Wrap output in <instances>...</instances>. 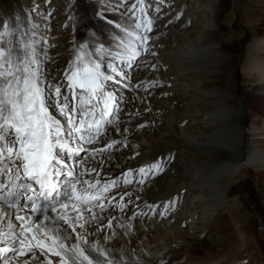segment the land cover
Wrapping results in <instances>:
<instances>
[{
  "label": "bare ground",
  "instance_id": "bare-ground-1",
  "mask_svg": "<svg viewBox=\"0 0 264 264\" xmlns=\"http://www.w3.org/2000/svg\"><path fill=\"white\" fill-rule=\"evenodd\" d=\"M228 1L168 0L159 14L150 8L149 15L155 19L149 48L157 55L147 54L139 67L125 70L131 85L155 80L159 86L146 93L143 86L133 90L108 84L123 97L120 120L106 136L86 147L102 148L113 140L121 143L103 156L85 157L79 168L97 169L84 178L101 183L123 182L127 170L134 173L131 184L113 186L105 193L109 197L132 194L125 197L124 213L112 221L111 230L105 227L96 232L93 225L89 231L94 235L88 237L89 243L98 240L125 263L144 264L145 258L158 260L167 252L172 253L168 255L171 260L177 256L174 247L178 246L183 259H173V264H264V197H260L264 196V36L248 46L251 55L241 68L248 93L256 101L250 106V120L241 125L235 95L220 87L227 76L225 66L235 62V54L226 49V39L219 41L224 28L229 30L232 24ZM83 2L92 7L90 29L78 39L76 12ZM134 2L126 0L124 7ZM117 3L119 0H0V23L11 26L17 23L16 17L23 21L31 14L49 41L42 71L53 83L63 82L82 42H89L90 47L97 41L110 46L119 30L107 21L126 28L132 24L127 15H121L123 9L112 11ZM47 12L52 13L48 21L44 19ZM104 63L107 65L108 60ZM151 64L156 65V71L148 70ZM52 111L63 119L55 109ZM248 141L251 153L243 162L232 161ZM161 158L163 171L138 185L139 168ZM251 181L256 186L254 197H260L255 204L250 202L252 195L241 190ZM149 204L159 205L155 214ZM165 206L166 218L162 215ZM132 212L138 214L135 220L128 219ZM68 235L67 242H75L71 230ZM204 237L220 246L217 252L206 254L207 258H199L193 244ZM222 241L232 243V249L225 248ZM49 258L54 262L59 259ZM31 264H41V258Z\"/></svg>",
  "mask_w": 264,
  "mask_h": 264
},
{
  "label": "snow or ice",
  "instance_id": "snow-or-ice-1",
  "mask_svg": "<svg viewBox=\"0 0 264 264\" xmlns=\"http://www.w3.org/2000/svg\"><path fill=\"white\" fill-rule=\"evenodd\" d=\"M125 4L126 0H119L112 11L123 9L121 15L132 24L126 28L107 21L119 30L110 46L97 41L90 47L82 42L63 82L53 83L42 71L49 41L31 14L23 21L16 17L11 26L0 23V264H31L38 258L41 264H125L98 240L89 243L88 237L94 235L89 231L93 225L96 232L111 230L112 221L124 213L125 197L132 194L109 197L105 193L113 186L131 184L134 173L127 170L123 182L101 183L84 178L97 169L79 168L85 157L103 156L121 143L113 140L102 148L86 147L106 136L120 120L123 97L108 84L133 90L143 86L146 93L159 86L155 80L131 85L125 69L139 67L147 54L157 55L149 48L155 19L149 9L159 14L168 0H135L127 8ZM51 15L47 12L44 19L50 20ZM148 70L156 71V65H148ZM164 166L161 158L139 168L137 184L154 179ZM147 207L155 214L159 205ZM167 214L165 206L162 215ZM137 215L132 212L128 219ZM69 230L75 242H67ZM50 256L59 259L54 262Z\"/></svg>",
  "mask_w": 264,
  "mask_h": 264
},
{
  "label": "rangeland",
  "instance_id": "rangeland-1",
  "mask_svg": "<svg viewBox=\"0 0 264 264\" xmlns=\"http://www.w3.org/2000/svg\"><path fill=\"white\" fill-rule=\"evenodd\" d=\"M228 5H226L227 9L229 10V12H232V24L230 25L229 30L228 28H224V31L221 35L222 37L220 36L219 41L221 42L222 39H226L227 44L229 43L228 45H230H227L226 49L228 50V52L235 54V62L231 63V66H225L224 70L227 76L225 75L226 78L222 81L220 87L235 95L234 100L236 103V113L239 116L238 121L239 123H241V125H243L245 124L244 122L247 123L250 120L252 116L250 106L253 104L255 105L256 101L253 100V98L248 93V87L245 82L246 80L241 74V68L243 62L251 55L248 46L253 44L259 37L264 36V0H229ZM91 10L92 7L88 4H85L84 2L77 8L76 22L78 24V39H81L86 30L90 29L88 16L90 15ZM222 21L223 23L226 22V18L223 17ZM233 24H235V26ZM248 143L249 144L246 146V148H243L241 152L231 157L232 161H244L246 155L250 154L252 151L250 141H248ZM254 185V182L251 181V183L247 184L241 190L243 192H246L247 195H252L249 196L250 202H254L255 204V202H258V200H260V197L264 196H260L258 198L254 197L253 194L256 193L254 188L256 186ZM246 204L249 205V202H247ZM198 241L194 242L193 248H195L194 253L198 255L199 258H207L208 255L206 254H208L209 252H217V250H219L220 245H218V243L210 241L208 237H204L201 240L202 242L200 240ZM221 243H224L223 245H225V248H228V250L232 249L233 247L232 243L228 244L225 241H222ZM174 249V252L177 253V256L172 258L171 260H169L170 258H168V255L172 254L171 252H167L168 254L160 253L161 255L159 254L160 258L158 260L149 261L145 258V262L147 261V263L144 262V264H164V262L165 264H173V259L182 260L183 254L182 252H180L182 251L181 248L177 246L174 247ZM166 258H168L167 261H163L166 260ZM168 261H170L171 263H168ZM125 264H134V262L129 260V263Z\"/></svg>",
  "mask_w": 264,
  "mask_h": 264
}]
</instances>
